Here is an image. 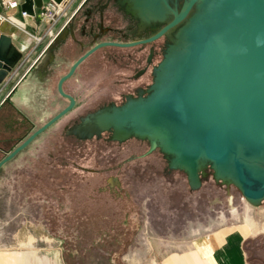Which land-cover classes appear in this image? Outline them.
Returning a JSON list of instances; mask_svg holds the SVG:
<instances>
[{"label":"rangeland","instance_id":"1","mask_svg":"<svg viewBox=\"0 0 264 264\" xmlns=\"http://www.w3.org/2000/svg\"><path fill=\"white\" fill-rule=\"evenodd\" d=\"M66 2L61 4L64 15L59 19L66 17V23L59 32L73 20L65 11ZM110 7L107 23L96 30L131 28L134 15L113 13L115 2ZM45 26L48 48L51 46L48 54L59 32H55L56 26ZM144 26L147 34L163 25L144 22ZM176 34L174 30L166 36L164 54L176 42ZM33 40L41 42L38 37ZM67 49L71 51L64 71L47 68L45 63L43 70L37 66L21 87L34 93L30 89L34 84L39 97H47L44 82L51 83L53 98L51 93L49 102L53 105L36 118L37 128L67 105L57 100L55 93L57 80L78 55L75 47L68 45ZM117 71L113 65L102 66L95 75V88L93 82L88 86L81 80L79 86L70 81L67 88L74 92L77 108L0 170V243L18 248L15 237H33L41 241V253L58 251L63 264H145L184 251L193 241L221 227L235 226L250 234L248 263L264 264V201L256 205L248 202L231 180L216 177L208 167L200 173V188L193 189L184 173L167 170L158 151L148 154V144L136 140L110 143L108 135L92 124L91 116L116 105L111 102L121 91L132 93L113 86L112 76ZM36 75L42 79L33 83ZM146 95L147 91L140 96ZM0 147L4 151L10 148L2 143ZM4 158L0 155V161Z\"/></svg>","mask_w":264,"mask_h":264},{"label":"water","instance_id":"2","mask_svg":"<svg viewBox=\"0 0 264 264\" xmlns=\"http://www.w3.org/2000/svg\"><path fill=\"white\" fill-rule=\"evenodd\" d=\"M65 1L24 0L20 10L35 28L38 11ZM127 9L143 24L163 28L124 47L153 43L174 30L176 42L165 51L145 97L92 115V124L115 143L147 142L148 154L159 151L169 170L184 173L193 189L200 188V173L208 167L231 180L248 202L264 201V0H127ZM109 45L116 46L104 44L91 53ZM87 56L59 80L58 92L71 104L10 152L0 170L73 110L75 100L63 84ZM23 64L13 39L1 35L0 85Z\"/></svg>","mask_w":264,"mask_h":264},{"label":"flooded vegetation","instance_id":"3","mask_svg":"<svg viewBox=\"0 0 264 264\" xmlns=\"http://www.w3.org/2000/svg\"><path fill=\"white\" fill-rule=\"evenodd\" d=\"M130 24L131 28L126 27L124 30L123 28L117 29L112 27L106 28L105 30L90 29V35H86L87 33H85V35L82 33H75L73 37L68 36L66 40L64 39L66 43L63 41L59 42L62 56L58 64H56L57 68L65 70L66 65L68 64L67 53L70 52L71 49H67L64 46L71 45L72 47H75L78 52L77 58L71 63L69 70L65 72L61 78L67 75L72 66H74L79 60L88 55L78 66L74 76L63 84V92L75 100V106L69 114L77 108L78 100L75 97L74 92L67 88L68 83L73 81L75 84L81 86L80 83L81 80H83L85 85L93 82L94 84L92 85L93 88H95V75L105 64L113 65L115 68L117 67L119 69V71L112 76V83H114L113 86L116 87V89L125 90L126 92L130 89L132 91V93L127 92L126 95H124L125 92L121 91V96L118 95L115 101H112L111 104L122 105L128 100L129 96L134 95V98H137L141 94H144L153 85L154 71L160 62L156 66L155 63L160 56L163 57L167 45L166 36L150 44H138L133 47L124 46L136 44L152 38L163 28V26L155 28V32L150 30L146 34L145 26L139 20L132 18ZM89 36L90 38H88ZM104 44H112L116 46H104L91 53L96 47ZM47 52L41 54L39 58L40 61L47 55ZM19 71L20 68L17 69L16 75ZM105 76L109 77L110 75ZM27 77L28 76H25L22 80L15 81L8 98L0 107V111L3 109L0 114L2 115L0 121L3 120V122H0V143L10 146L7 151H4L0 147V155H3L4 157L19 147L34 132L47 123L46 122L43 126L37 128L34 121L36 118L40 119L46 111L49 112L51 105H53L49 102V99H51V97L53 98V93L49 89V85H51L50 81L47 80L44 82L43 86L49 95L47 97L42 95L39 97V91L36 88H30L35 90L34 93H31L29 89H21V87L26 84ZM61 78H59V80ZM59 80L55 84L56 98L62 103L66 102L67 105L50 118L48 122L71 104L68 98L61 96L58 92ZM117 86H120V88ZM41 88L42 86L39 87V89ZM113 89L115 90V88ZM51 93L52 95L50 97Z\"/></svg>","mask_w":264,"mask_h":264},{"label":"crops","instance_id":"4","mask_svg":"<svg viewBox=\"0 0 264 264\" xmlns=\"http://www.w3.org/2000/svg\"><path fill=\"white\" fill-rule=\"evenodd\" d=\"M16 1L19 2V10L8 14L10 23H5L0 26V36L6 35L13 39L16 49L23 54L24 64L20 68L18 74H15L14 77L8 80L1 88L0 106L8 98L16 80L20 81L25 76L29 77V75L38 67H41L39 69L43 70L45 67L43 65H45V63H47V68L53 65L56 67V64L59 62L58 58L61 56V52H59L60 45L58 43L54 46L55 48L53 47V49L40 61L39 58L41 54L48 49L50 44L49 38H47L48 34L46 26L40 22V19L37 16L33 19L36 27L31 28L28 25L26 18L22 17V11L20 10L24 0ZM93 1L95 2L94 4H92ZM93 1L67 0L65 3V11L68 14V17L73 16V20L70 23V25L73 26L66 28L65 36L61 41L65 42L68 36L73 37L77 31L83 35H85V33H87L86 35H90L91 30H96L97 26L102 27L105 25L107 23L108 12L111 9L110 6L114 2L116 4V10H114L113 13L122 16L129 14L127 0ZM40 12L41 11H38L36 14L39 15ZM65 18L66 17H62L55 28V32H59L58 30L63 28L66 23ZM77 18H79V22L77 21ZM75 27L77 31L75 30ZM32 36L38 37L41 42L43 41L42 44L41 42L34 43ZM88 38H90V36ZM64 47L67 48L68 46ZM49 50L50 49L47 51ZM37 61L38 63L36 66L31 69ZM38 78L40 77L36 75L32 82L38 83L39 80L42 79ZM32 87L36 88L38 86L32 84ZM245 231L246 230H244L243 227H221L210 232L205 238L193 241L184 251L172 253L162 260H151L145 264H249L246 255V243L250 234H246ZM32 238L33 237L29 238L25 236L24 239L21 240L20 236L15 237L14 245H16V241L19 240L20 246L18 248L12 246L11 243L6 245L1 242L0 264H63L58 251L51 254L50 252L43 254L40 251L41 247L38 246V243L41 241H34ZM45 242L49 243V241Z\"/></svg>","mask_w":264,"mask_h":264},{"label":"built area","instance_id":"5","mask_svg":"<svg viewBox=\"0 0 264 264\" xmlns=\"http://www.w3.org/2000/svg\"><path fill=\"white\" fill-rule=\"evenodd\" d=\"M62 5L50 3L43 8V11L41 10L42 12L40 15L36 14V17L38 16L45 25H49L50 29H53L54 26H56L59 22L60 17L64 15V9ZM19 6V2L16 0H0V7L3 10L2 12L0 11V26L5 23H10L8 14L18 11ZM27 16L28 15L26 13H22L23 18H27ZM56 36L57 35H55V37ZM6 83L7 82H4L2 85H0V92L1 88Z\"/></svg>","mask_w":264,"mask_h":264},{"label":"trees","instance_id":"6","mask_svg":"<svg viewBox=\"0 0 264 264\" xmlns=\"http://www.w3.org/2000/svg\"><path fill=\"white\" fill-rule=\"evenodd\" d=\"M117 106H120V105H117ZM105 134H107L108 135V139H109V141H110V143H115V142H112L111 140H110V135L108 134V133H105ZM137 141V140H136ZM138 142H140V143H146V144H148L147 142H141V141H138ZM127 143V142H126ZM115 144H119V143H115ZM123 144H125V143H123ZM148 146H149V144H148ZM159 152V151H158ZM160 153V152H159ZM162 155V154H161ZM163 156V155H162ZM167 163V162H166ZM166 166H167V170L169 171V172H175V171H170L169 170V168H168V164H166ZM102 191H104V188H103V190Z\"/></svg>","mask_w":264,"mask_h":264},{"label":"bare ground","instance_id":"7","mask_svg":"<svg viewBox=\"0 0 264 264\" xmlns=\"http://www.w3.org/2000/svg\"><path fill=\"white\" fill-rule=\"evenodd\" d=\"M109 121H111V120H107V121L104 123V125L108 124V123H109Z\"/></svg>","mask_w":264,"mask_h":264}]
</instances>
